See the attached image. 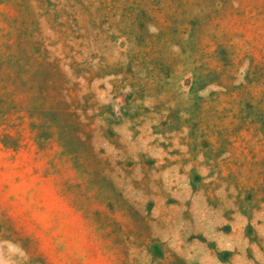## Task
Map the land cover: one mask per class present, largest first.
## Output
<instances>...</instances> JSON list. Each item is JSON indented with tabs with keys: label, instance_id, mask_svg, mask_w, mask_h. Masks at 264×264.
<instances>
[{
	"label": "rangeland",
	"instance_id": "obj_1",
	"mask_svg": "<svg viewBox=\"0 0 264 264\" xmlns=\"http://www.w3.org/2000/svg\"><path fill=\"white\" fill-rule=\"evenodd\" d=\"M0 264H264V0H0Z\"/></svg>",
	"mask_w": 264,
	"mask_h": 264
}]
</instances>
